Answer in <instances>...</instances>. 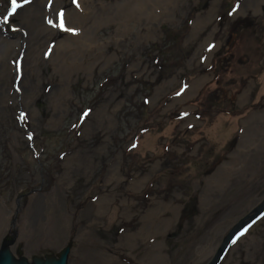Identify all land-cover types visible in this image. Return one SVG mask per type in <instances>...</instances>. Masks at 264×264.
I'll list each match as a JSON object with an SVG mask.
<instances>
[{
  "label": "rangeland",
  "instance_id": "obj_1",
  "mask_svg": "<svg viewBox=\"0 0 264 264\" xmlns=\"http://www.w3.org/2000/svg\"><path fill=\"white\" fill-rule=\"evenodd\" d=\"M16 5L0 0V240L28 258L71 241L68 264H207L264 199V147L234 155L264 110V0ZM218 264H264V213Z\"/></svg>",
  "mask_w": 264,
  "mask_h": 264
},
{
  "label": "bare ground",
  "instance_id": "obj_2",
  "mask_svg": "<svg viewBox=\"0 0 264 264\" xmlns=\"http://www.w3.org/2000/svg\"><path fill=\"white\" fill-rule=\"evenodd\" d=\"M242 3L243 4L241 5L240 10L244 7V5H247L248 2H246V4H245V1H243ZM247 7L248 6H245V8H247ZM42 13H43L42 7H40L38 4H36V6H34V7H32V9H29V10H26V11L23 12L22 23H24L25 25L30 27L29 31L32 33V34H29V39H28L29 42L28 43H31L30 41L34 38V37L30 36V35H33V32H34L35 29L40 28L41 31H44L47 28L43 24V21H42V15L43 14ZM19 17L21 19V15H19ZM68 32H70V30H68ZM6 40L9 41L6 44L7 45L6 47H9V46H11L12 44L15 43L14 40H9V39H6ZM0 41H1V39H0ZM6 47H5V49H6ZM6 64H7V62H1L0 63V69H7L8 67H7ZM201 83H202V79H197L196 81H194L186 89L184 97L187 96L189 94V92H194L201 85ZM244 123L247 126L245 125L246 127L243 130V134L239 138V141H238V143H237V145L235 147V150H234V155L235 154L240 155V154H243L246 151H251L253 149L259 151V150H262L263 147H264V110L252 114V116H250L249 119L247 121H245ZM250 129L254 131L252 133L253 135L249 134L250 133ZM257 131H261V134H260L259 138H256V134L258 136V133H256ZM235 160H236V158L232 155V157L230 159V162H227V164L226 163L221 164L218 167L217 171L222 170V172H224V174L230 173L232 171L235 173V175L236 174H241V173L243 174L244 172L247 171V169H249L252 166H254L255 164H257L256 163L257 162V157L254 156L253 154H250L249 156L242 158L241 162L243 163V165H240V171H236V163L234 162ZM231 167H234V168H231ZM219 181H222V180L217 179V182H219ZM213 184H214V182H213ZM214 185H211L210 188L212 186H214ZM204 198H206V196H204ZM0 208H2L3 211H4V206L1 203H0ZM3 219H4V217H3ZM132 241H133V239L131 238V246L133 244ZM158 247H159V249H162L160 244H158Z\"/></svg>",
  "mask_w": 264,
  "mask_h": 264
},
{
  "label": "water",
  "instance_id": "obj_3",
  "mask_svg": "<svg viewBox=\"0 0 264 264\" xmlns=\"http://www.w3.org/2000/svg\"><path fill=\"white\" fill-rule=\"evenodd\" d=\"M263 213L264 199L257 207L253 208L250 213L233 225L223 238L220 247L207 264H218L234 237L246 227H249ZM9 243V241L3 240L0 244V264H68L72 247V242L69 241L56 254L32 256L28 258L20 250H16L15 254L9 247Z\"/></svg>",
  "mask_w": 264,
  "mask_h": 264
},
{
  "label": "flooded vegetation",
  "instance_id": "obj_4",
  "mask_svg": "<svg viewBox=\"0 0 264 264\" xmlns=\"http://www.w3.org/2000/svg\"><path fill=\"white\" fill-rule=\"evenodd\" d=\"M0 24H2L1 22H0ZM247 228V227H246ZM245 228V229H246ZM9 230V229H8ZM9 234V235H8ZM15 233L14 232H10V233H8V232H4L3 233V235H2V238H1V240H0V244H1V242L3 241V240H5V241H9L10 243H9V247L11 248V250L16 254V250H20L21 252H22V250H21V247H19V246H15L14 244H15ZM23 253V252H22Z\"/></svg>",
  "mask_w": 264,
  "mask_h": 264
},
{
  "label": "snow or ice",
  "instance_id": "obj_5",
  "mask_svg": "<svg viewBox=\"0 0 264 264\" xmlns=\"http://www.w3.org/2000/svg\"><path fill=\"white\" fill-rule=\"evenodd\" d=\"M25 2H27V0H25ZM12 11H15L16 10V7H17V5H16V0H12ZM60 26L61 27H63V21H61V24H60ZM87 113H85V115H86ZM233 243H235V241H233Z\"/></svg>",
  "mask_w": 264,
  "mask_h": 264
}]
</instances>
